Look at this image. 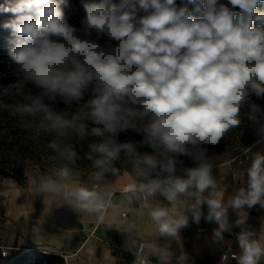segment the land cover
<instances>
[{
    "label": "clouds",
    "instance_id": "1",
    "mask_svg": "<svg viewBox=\"0 0 264 264\" xmlns=\"http://www.w3.org/2000/svg\"><path fill=\"white\" fill-rule=\"evenodd\" d=\"M261 3H84L87 16L80 30L66 21L57 0H17L4 6V12L15 16L5 27L15 37L8 55L17 66L13 75L21 99L12 111L21 117L19 126L55 137L47 147L56 154L53 159L65 162L56 170L62 179L71 176L69 165L81 158L68 142L70 134L78 141L99 138L89 144L86 155L98 178L117 175L114 162L123 156L134 175L125 191L145 202L159 195L169 205L145 203L161 237L175 238L189 226V217L196 224L203 217L218 225L214 240H222L231 231V210L237 215L234 225L241 229L236 236L240 255L233 259L261 264L264 238L258 239L248 226L246 209L264 208V154L252 157L246 187L225 201L213 170L230 153L221 157L208 147L241 126L245 106L264 142V107L252 100H264ZM188 5H196L199 17ZM58 103L77 107L70 114ZM129 129L142 134V140L119 142V134ZM56 188L51 180L40 185L42 192ZM71 197L81 211L100 213L105 208L95 187H76ZM227 260L222 255L221 264Z\"/></svg>",
    "mask_w": 264,
    "mask_h": 264
},
{
    "label": "crops",
    "instance_id": "2",
    "mask_svg": "<svg viewBox=\"0 0 264 264\" xmlns=\"http://www.w3.org/2000/svg\"><path fill=\"white\" fill-rule=\"evenodd\" d=\"M257 153L264 154L261 140L242 158L220 163L213 170L225 201L246 187V170ZM43 181L35 178L25 185L0 182V245L8 249V259L44 253L61 257L63 264H140V259L144 264H221L222 255H227L226 264H238L233 256L240 255L236 236L241 229L234 225L237 215L231 210V231L223 233L222 240H214L218 225L203 217L199 224L189 217V226L175 238L161 237L145 203L169 206L162 196L145 202L139 194L125 191L129 183L108 184L82 175L53 178L56 190L42 192ZM93 185L105 203L100 213L81 211L71 197L76 187L92 190ZM246 211L248 226L258 239L264 238V208L257 205ZM203 212L206 216V205ZM139 247L142 250L137 255Z\"/></svg>",
    "mask_w": 264,
    "mask_h": 264
},
{
    "label": "rangeland",
    "instance_id": "3",
    "mask_svg": "<svg viewBox=\"0 0 264 264\" xmlns=\"http://www.w3.org/2000/svg\"><path fill=\"white\" fill-rule=\"evenodd\" d=\"M17 0H0V182L11 181L18 185H25L35 178L42 180H51L59 177L57 171L65 162L53 159L56 155L47 145L55 137L48 133H35L25 130L19 126L21 117L14 114L12 106L20 101V96L16 94V81L13 72L16 65L10 59L8 51L14 46L15 37L11 29L6 28L5 24L15 19L14 14L3 11V7L16 3ZM60 10L63 11L66 21L76 27L78 30L84 27L86 21V10L84 3L103 4L108 7L112 4L120 3V0H57ZM258 11H264V3ZM101 40L100 43H105ZM115 43V42H113ZM31 88V86H27ZM33 92L36 89H32ZM88 96H85V100ZM253 102L264 107V100H257L252 97ZM77 105L73 104L70 108L63 103H58L60 110H66L70 114L74 113ZM247 107L241 110L242 124L238 129L229 133L228 137L221 141L219 145L208 146L210 153H216L223 157L225 152L230 153V157H225L218 164L228 161V159H238L245 156L252 147L260 140L255 126L249 121L247 116ZM91 126V125H90ZM142 134L129 129L120 133L119 142H139L142 140ZM99 138L88 136L83 141H78L73 135H69L68 142L73 143L81 157L74 165H69L72 169L71 175L91 176L104 183H118L126 185L134 181L131 165L121 156V159L114 162V166L118 169V174L113 175L106 173L98 178L97 169L92 166V162L86 158L89 151V144L98 141ZM141 151H149V149H141ZM192 166L189 161H185ZM32 256L33 254L28 253ZM7 261V260H6ZM5 260L0 264L6 263ZM25 264H39L30 261Z\"/></svg>",
    "mask_w": 264,
    "mask_h": 264
},
{
    "label": "trees",
    "instance_id": "4",
    "mask_svg": "<svg viewBox=\"0 0 264 264\" xmlns=\"http://www.w3.org/2000/svg\"><path fill=\"white\" fill-rule=\"evenodd\" d=\"M177 5L180 6V0H177ZM263 3L258 5V9L262 7ZM196 5H188L189 11L193 12V15L199 17V13L194 11ZM235 11H239V9H234ZM145 13L140 12L139 15H144ZM107 38L103 39L106 40ZM142 136V135H141ZM143 138V137H142ZM28 253H24L19 255L13 259H7L6 263L3 264H25L30 261L38 262L39 264H63V259L56 255L51 254H33L32 256L27 255Z\"/></svg>",
    "mask_w": 264,
    "mask_h": 264
},
{
    "label": "built area",
    "instance_id": "5",
    "mask_svg": "<svg viewBox=\"0 0 264 264\" xmlns=\"http://www.w3.org/2000/svg\"><path fill=\"white\" fill-rule=\"evenodd\" d=\"M93 188L95 187L96 188V185H93L92 186ZM141 250H142V247H139L136 254L137 255H140L141 253ZM7 253V255H5L4 253ZM8 256H9V252H8V249L5 247V246H1L0 245V258L1 259H4V260H7L8 259ZM145 260L144 259H140V264H144Z\"/></svg>",
    "mask_w": 264,
    "mask_h": 264
}]
</instances>
